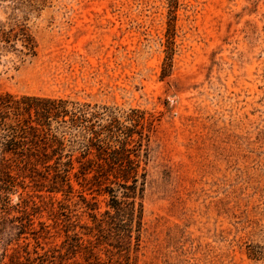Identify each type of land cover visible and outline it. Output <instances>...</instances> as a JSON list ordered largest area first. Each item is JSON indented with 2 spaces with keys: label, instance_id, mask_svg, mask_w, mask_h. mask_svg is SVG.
Returning <instances> with one entry per match:
<instances>
[{
  "label": "rangeland",
  "instance_id": "1",
  "mask_svg": "<svg viewBox=\"0 0 264 264\" xmlns=\"http://www.w3.org/2000/svg\"><path fill=\"white\" fill-rule=\"evenodd\" d=\"M0 23L35 45L0 50V92L143 111L146 169L137 247L96 239L92 166H12L31 224L5 214L0 264H86L75 235L121 264H264V0H0Z\"/></svg>",
  "mask_w": 264,
  "mask_h": 264
},
{
  "label": "trees",
  "instance_id": "2",
  "mask_svg": "<svg viewBox=\"0 0 264 264\" xmlns=\"http://www.w3.org/2000/svg\"><path fill=\"white\" fill-rule=\"evenodd\" d=\"M18 40L27 53H34L33 37L24 24L6 26L0 23V50L14 49ZM124 117L129 125L108 106L79 103L62 97H17L0 92V222L6 218L5 214L16 210L27 219V225L31 224L24 199L9 205L8 193L21 184L19 177L23 169L18 167L14 175L12 166H82L84 171L92 166L97 184L99 178H103L120 189V195L109 183L99 189L109 196V208L100 216L91 214L96 239L109 244L115 240L126 246L134 240L138 247L146 169L141 166V142L134 139V134L143 138L145 118L139 109H131ZM91 205L97 208L96 201ZM69 246L70 249L83 247L87 250L86 264H121L112 257L103 260L77 235ZM74 264L82 263L75 261Z\"/></svg>",
  "mask_w": 264,
  "mask_h": 264
}]
</instances>
